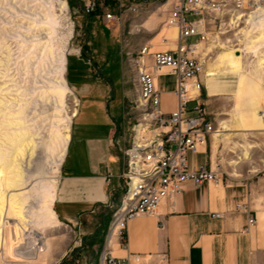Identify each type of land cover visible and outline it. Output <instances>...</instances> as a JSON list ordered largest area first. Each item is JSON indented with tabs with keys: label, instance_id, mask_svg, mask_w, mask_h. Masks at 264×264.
Listing matches in <instances>:
<instances>
[{
	"label": "crops",
	"instance_id": "obj_1",
	"mask_svg": "<svg viewBox=\"0 0 264 264\" xmlns=\"http://www.w3.org/2000/svg\"><path fill=\"white\" fill-rule=\"evenodd\" d=\"M71 1L76 5L75 0ZM167 10V4L157 8L151 23H157L160 19L158 12L165 16ZM127 15L124 14L123 19L116 22L117 30L121 29ZM87 18L92 40L82 46V57L77 51L65 59V80L75 97L77 95L78 102L77 113L70 123L69 143L59 170L60 179L52 210L57 220L66 222L87 215H99L119 201L118 175L122 155L116 141L123 128L121 114L125 110L130 111L134 100L125 87L127 83L122 59L123 54L127 57L130 54L124 51L126 42L113 37L115 32L110 31L102 17L87 14ZM172 32L161 28L156 38L168 35L167 40L173 42L176 31L173 38ZM174 43L169 49H173ZM154 49L158 51L160 47L154 46L150 52L153 53ZM167 49L164 47L161 50ZM69 58L78 66L74 82L69 80ZM229 69L224 72L232 74ZM159 73H155L154 77ZM220 73L210 65L205 69L201 77L203 91H207L204 101L208 96H221L223 89L235 88L238 84V75L233 74L237 79L235 83H230L219 77ZM158 79V76L155 77L157 91ZM133 83L136 86V79ZM261 89V98L251 95L249 104L254 97L260 107H264V88ZM173 91L174 87L165 94L173 100L170 108L161 106L165 113L175 109ZM160 96L162 105L161 93ZM209 109L213 111L210 106ZM261 109L264 119V108ZM249 119L252 122L247 124L236 113L231 128L235 129L239 138L246 139L253 134L257 141L264 143V120L255 116L253 110ZM246 129L260 131L262 135L256 132L244 135ZM218 133L212 135L213 141L208 151L206 148V155L195 156L194 161L209 163L210 167L218 171L239 167L242 175L233 170L230 176L222 173L223 182L219 185L195 187L186 184L173 201H163L155 215L137 216L129 221L124 229L121 248L117 246V239L112 237L109 246L114 256L139 255L141 264H264V170L256 171L253 167V164L258 165L260 162L264 164V156L247 161L245 157L251 148L246 146L243 154L236 157L237 160L223 161L217 148L220 144L226 145L230 137L220 131ZM210 141L211 138L208 143ZM239 202L246 205L249 215L255 220L248 229L247 216L234 210ZM215 214L219 217H214ZM165 255L167 261L163 263L159 258Z\"/></svg>",
	"mask_w": 264,
	"mask_h": 264
},
{
	"label": "rangeland",
	"instance_id": "obj_2",
	"mask_svg": "<svg viewBox=\"0 0 264 264\" xmlns=\"http://www.w3.org/2000/svg\"><path fill=\"white\" fill-rule=\"evenodd\" d=\"M62 1L67 3V10L64 14L59 13L56 8H52L48 0H0V151L9 162L11 156L14 155L15 146L18 147L20 144V140H13L12 136H18L19 132L22 133L24 130L28 132L34 142V149L29 151L26 148L23 158L16 162L19 164L18 168L24 174L23 176L27 178L25 187L28 189L38 185L58 186L60 173L55 171V164L60 141L54 137L57 133H61L64 127L59 120H65L75 105V93L69 85L71 94L65 95L61 103L59 96L54 93L56 91L55 78L60 66L59 56L64 55L66 59L68 55L78 51L79 57H82L84 52L81 49L82 46L92 40L88 32L90 27L87 25L88 13L85 11L83 1L77 3L75 0L76 5L71 0ZM149 1L152 3L149 10L138 16L128 14L121 29L117 30L116 22L118 21L116 20L105 23L111 32H115V36H113L115 39L120 38L126 42L124 51L127 54L130 53L129 57L123 54L122 63L127 83L125 87L129 90L131 99L136 97L135 84L133 83L136 79V71L133 59L138 51L145 45L149 48L160 47L158 51H163L161 49L171 48L170 45L174 42L165 43L163 41V39H167L168 35L156 38L161 28H167L163 24L165 16L162 12H158L160 19L157 20V23H151V19H154L153 14L156 13L157 8L163 5V1ZM114 8L111 13L116 14L117 11ZM102 14V11L96 12L99 17ZM96 20L98 21V19ZM229 21L228 19L221 25L217 24L213 37L204 46H199V50L208 56L205 69L210 65L215 71H221L219 77L230 83H235L237 77L230 69L232 74L224 72L228 70L229 66L226 59L220 58L223 52L234 51L237 48L243 49L238 57L240 70L235 73L239 76L238 84L235 88L223 89L221 96H208L205 101L207 100L208 108L210 106L213 110L209 109L214 116L215 128L221 134L230 137L227 146L220 144L217 148L221 159L226 162L237 160L236 157L243 152V148L248 146L251 149L245 159L253 161L257 156H260V159L264 156V143L257 141L256 136L252 133L256 132L262 135V132L246 129L243 134H252V136L245 139L239 138L235 129L231 127L236 113L240 114L245 123L252 122L249 119L251 112L249 96L261 98L262 95L264 69L259 74L258 63L264 57V44L257 45L252 51L245 50L246 38L240 32L245 23L231 25ZM193 41L194 39L191 40V42ZM158 51L153 50V52ZM69 64V80L74 82L78 66L71 58H69ZM157 76L159 77L158 91L162 94L161 106L170 108L173 100L165 94L174 87L175 78L167 75L166 72H160L155 77ZM206 93L207 91H204L203 95ZM235 97L239 98L236 103L238 106L235 105ZM261 107L260 116L262 118ZM253 112L255 114V111ZM136 120L137 113L135 111L125 110L121 114L120 121L123 124L125 144L129 141L131 128L138 125ZM145 125L141 124L140 126L144 127ZM227 129L230 131H226ZM8 138H12V141H9ZM212 141L213 137L207 144V151ZM17 142L18 144H16ZM125 144L124 146H126ZM26 150H28L27 153ZM253 167L258 171L264 168V164L260 162L258 165L253 164ZM235 168H223L220 172L230 176L232 171L236 170L242 175V169ZM247 170H251V168ZM118 185V192L121 194L123 185L120 181ZM112 216V210L106 208L99 215H87L70 222L58 219L55 228H47L43 232L48 241L47 251L36 258H26L0 250V264H94L103 248ZM8 222L11 224L12 220ZM4 237L10 239L8 246L11 248L12 241L15 239L12 226H6V228L4 226Z\"/></svg>",
	"mask_w": 264,
	"mask_h": 264
},
{
	"label": "built area",
	"instance_id": "obj_3",
	"mask_svg": "<svg viewBox=\"0 0 264 264\" xmlns=\"http://www.w3.org/2000/svg\"><path fill=\"white\" fill-rule=\"evenodd\" d=\"M158 1L168 5L163 24L177 30L176 47L151 53L145 45L133 59L136 97L130 110L137 113L138 125L131 128L126 144L123 131L117 136L116 146L122 155L118 179L123 186L119 201L110 206L113 216L96 264H141L139 255L119 258L113 255L107 243L111 230L117 229L116 242L121 248L124 229L134 217L155 215L163 201H173L188 183L201 187L223 182L220 171L193 159L206 155L209 139L218 133L214 116L204 101L201 80L208 56L198 46H204L213 37L217 24L228 19L231 25L245 23L248 15H259L264 8V0ZM83 3L86 13L102 11L101 17L109 23L122 20L126 13L138 16L152 6L149 0H83ZM113 7L116 14L111 13ZM162 70L175 78V109L169 113L162 110L161 96L155 87L154 75ZM234 210L247 216V229L255 223L244 203L236 204ZM159 259L167 261L166 255Z\"/></svg>",
	"mask_w": 264,
	"mask_h": 264
},
{
	"label": "bare ground",
	"instance_id": "obj_4",
	"mask_svg": "<svg viewBox=\"0 0 264 264\" xmlns=\"http://www.w3.org/2000/svg\"><path fill=\"white\" fill-rule=\"evenodd\" d=\"M48 2L50 6L52 8H56L59 13L64 14L67 10V3L62 0H48ZM259 12V15L256 16L252 14L248 15L244 27L240 30V32L246 38L244 49L248 51H252V49L256 48L257 45L264 44V8ZM56 17L58 16L56 15ZM167 29L173 31L171 38L175 37L176 31V37L174 38L175 42L178 36L177 30L174 27ZM163 41H165V43L169 42L167 39H163ZM175 47L176 46L174 43L173 49ZM242 51L243 49L237 48L234 49V51L223 52L221 55L220 59H226V63L230 67V71H232L234 74L238 73L240 70V61L238 57ZM259 61L258 72L261 74V70L264 69V57H262V59ZM59 65L60 66L57 69V76L55 78L56 91L54 93L55 95L59 96L61 103L65 95L68 93L71 94L67 82L64 79L66 66L64 55L59 56ZM74 100L75 105L69 116H67L65 120H59L62 125H64L62 132L59 134L57 133L55 137L53 136L60 141L55 164V171L57 173H60L59 169L65 158L66 149L69 143V134L71 128L70 122L77 113L76 107L78 101L76 97ZM250 104L251 110L255 111L254 115L263 121L260 116V106L257 102V99L253 97ZM12 137L13 140L19 139L20 144L18 147L15 146L14 155L11 156L9 162L6 161L7 159L4 158L2 151H0V250L6 253L11 252L15 255L25 256L26 258H36L43 254L44 251L48 250V241L44 237V230L47 228H55L58 223L57 217H55V214L52 210V206L54 205V200L56 198L57 187H54L52 184L46 186H31L29 189L25 187V185H27V178L23 176L24 174L21 173L18 168L19 164L16 162L18 159L23 158V152L26 148H28L29 151L34 149V142H32V138L26 130L22 131V133L19 132L18 136L13 135ZM8 140L12 141V138H8ZM16 144H18V142ZM28 150H26V153ZM4 220H6V222H4ZM11 220L12 223L10 224L8 221ZM4 226L5 228L6 226H12L15 234V239L12 241L13 244L11 248L8 246L10 244V239L4 237ZM111 231L112 232L107 241L108 246L110 239L112 237L116 238L118 233L116 228L112 229Z\"/></svg>",
	"mask_w": 264,
	"mask_h": 264
},
{
	"label": "trees",
	"instance_id": "obj_5",
	"mask_svg": "<svg viewBox=\"0 0 264 264\" xmlns=\"http://www.w3.org/2000/svg\"><path fill=\"white\" fill-rule=\"evenodd\" d=\"M97 12V11H96ZM92 14H96V13H92ZM89 15H91V14H89ZM96 264V263H95Z\"/></svg>",
	"mask_w": 264,
	"mask_h": 264
}]
</instances>
